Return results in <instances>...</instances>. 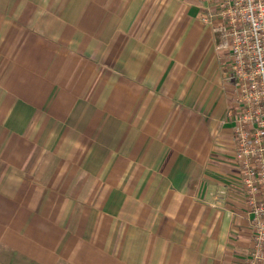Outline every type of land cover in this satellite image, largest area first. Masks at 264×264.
I'll list each match as a JSON object with an SVG mask.
<instances>
[{
  "label": "crops",
  "instance_id": "obj_1",
  "mask_svg": "<svg viewBox=\"0 0 264 264\" xmlns=\"http://www.w3.org/2000/svg\"><path fill=\"white\" fill-rule=\"evenodd\" d=\"M207 5L0 0V264H246Z\"/></svg>",
  "mask_w": 264,
  "mask_h": 264
},
{
  "label": "built area",
  "instance_id": "obj_2",
  "mask_svg": "<svg viewBox=\"0 0 264 264\" xmlns=\"http://www.w3.org/2000/svg\"><path fill=\"white\" fill-rule=\"evenodd\" d=\"M207 1L237 88L228 121L254 232L246 264H264V0Z\"/></svg>",
  "mask_w": 264,
  "mask_h": 264
},
{
  "label": "rangeland",
  "instance_id": "obj_3",
  "mask_svg": "<svg viewBox=\"0 0 264 264\" xmlns=\"http://www.w3.org/2000/svg\"><path fill=\"white\" fill-rule=\"evenodd\" d=\"M203 1H205V3L208 4L207 7H206L205 12L203 14V17L204 18L208 17V20H206V21L209 24L212 25L213 30L217 34V44H216V47H217V50L219 51V56L221 58L222 66L224 67L223 69L230 70L232 72V65H231L230 54L228 53V51L224 50L223 48H219V44H220L221 38H220L219 34L217 33V31L215 29V21H214V19L213 18H209V16H208L211 12H214L216 10L215 9V5L213 3H211V2H208L207 0H203ZM212 5H213V7H212Z\"/></svg>",
  "mask_w": 264,
  "mask_h": 264
}]
</instances>
